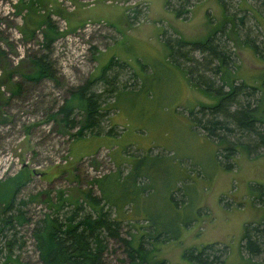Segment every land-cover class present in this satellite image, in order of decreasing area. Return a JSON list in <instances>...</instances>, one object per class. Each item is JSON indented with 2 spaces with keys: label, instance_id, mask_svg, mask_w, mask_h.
Instances as JSON below:
<instances>
[{
  "label": "rangeland",
  "instance_id": "374dc122",
  "mask_svg": "<svg viewBox=\"0 0 264 264\" xmlns=\"http://www.w3.org/2000/svg\"><path fill=\"white\" fill-rule=\"evenodd\" d=\"M184 1L35 0L27 9L19 0H0V49L5 52L0 59V181L6 183L22 170L16 201L41 193L21 207L27 219L23 224L14 220L4 226L0 220V264L8 252L18 262L6 264H42L32 232L50 212L43 200L49 195L55 201L59 191L75 199L90 190L100 198L94 183L100 179L101 192L110 203L127 205L117 213L124 217L117 215L123 220L122 237L134 246L141 242L149 252L148 261L201 264L191 262L188 255L209 246L206 259L217 257L213 264H264V242L261 255L254 258L240 250L244 226L255 227L264 219V149L258 146L249 155L240 148L233 160L222 157L225 144L208 138L190 117L193 109L219 100L201 89L210 94L228 89L215 69L220 61L192 51L193 62L176 63L160 41H206L212 35L229 58L226 65L235 72V84L264 88V54L258 57L247 44L264 47V2L189 0V13L178 19L169 7L186 6ZM45 15L61 33L49 53L42 42L45 26L40 24ZM152 29L164 33L162 38L154 36V52L142 41ZM42 54L49 55L58 84L46 78L38 83L23 79L30 57ZM116 55L120 63L106 72L108 78L116 77L114 93H108L111 87L99 79L93 85L94 91L103 93L101 107L111 109L102 126L105 131L112 127L115 135L79 139L62 135L48 114L70 90L99 78ZM190 68L197 70L193 75L197 86L186 72ZM15 82L21 83L19 96L8 89ZM212 82L214 87H207ZM246 94L239 97L240 106L247 103L251 108L264 95L249 90ZM233 108L230 105L229 110ZM75 117L79 120L80 113ZM223 121L234 131L221 133L227 140L254 146L253 137L237 131L229 119ZM79 201L83 208L79 215L91 213L86 202ZM71 212L72 206L65 205L53 216L62 220V214ZM16 213L14 209L0 218ZM150 224L158 225L152 236ZM260 239L264 241V235ZM103 262L148 264L131 262L124 244L114 239L107 240Z\"/></svg>",
  "mask_w": 264,
  "mask_h": 264
},
{
  "label": "trees",
  "instance_id": "16d2710c",
  "mask_svg": "<svg viewBox=\"0 0 264 264\" xmlns=\"http://www.w3.org/2000/svg\"><path fill=\"white\" fill-rule=\"evenodd\" d=\"M21 4L27 9L31 8L35 0H19ZM178 1V0H177ZM189 0H185L186 6H171L178 19H183L189 13ZM264 2V0H262ZM171 2H167V7L170 6ZM191 6V5H190ZM41 25L45 28L42 31L43 47L49 53L52 50V44L61 34L58 29L52 24L49 15L43 16ZM215 33V32H214ZM164 34V33H163ZM166 47L169 50V57L174 62L179 63V59H184L185 61H194L195 59L191 57L192 51H199L201 53H209L214 59L220 61L219 66H216V71L221 73L220 80L223 86L228 89L224 92L220 89H215L214 94L207 90V88L201 89L202 92L211 97H218L217 103L211 106L201 105L196 111L190 113L193 122L196 126H199L205 135L211 140L218 141L219 145L225 144L222 148V157L225 160H233L235 152L243 148L250 155L256 151L258 146L264 149V95L258 98L256 107L251 108L245 103L244 106H240L241 102L239 97L245 96L247 90L249 93L252 91H257L262 95L264 94V88L254 85H247L242 82L241 84H235V72L229 69V65H226L228 61V56L219 49V46L214 42V36L208 37L206 41H186L181 40V38L176 39L171 42L168 39H163ZM252 48L254 54L258 57H262L264 54V47L260 48L254 42L247 43ZM246 44V45H247ZM5 52L0 49V59L4 57ZM30 69L22 74L24 80L29 82L38 83L42 79L46 78L54 81L58 84L56 78L55 69L52 66L51 59L48 54H42L40 56H32L29 59ZM120 63L117 59H113L109 64L102 68V75L96 79H87L80 86L70 90L67 98L63 100L61 105L58 106L57 110L48 114V118L54 120L56 124L60 127V133L67 134L73 139L84 138L86 136H101V135H115L113 128H109L107 131L104 130L102 126V120L107 116L110 108L105 110L101 107V102L103 101V93L93 90V85L96 83L97 79L101 80L105 85L110 86L109 92L115 90V80L116 77L108 78L106 72L111 70ZM124 64V63H122ZM120 68H125V65H120ZM188 77L190 78L191 84L197 86L193 79L195 76L194 68L186 70ZM198 75V74H197ZM12 78L9 77V81ZM264 81V78H263ZM208 84L207 82H205ZM14 87H9V91L12 95L19 96L21 90V83H13ZM213 82L207 87L213 88ZM264 87V82H263ZM246 92H244L246 89ZM247 95V94H246ZM241 102V103H240ZM230 105H234L235 108L229 110ZM239 106V107H238ZM109 107V106H108ZM75 112L80 113L81 118L76 120ZM196 113H201L202 117L198 118ZM210 115L211 118H205ZM219 116L222 117L219 118ZM223 118L229 119L231 124L235 127L237 131L245 132L249 134L250 137L254 138L255 142L252 148L249 145L237 144L227 140L225 136L221 133H234L233 128L228 125L227 122L223 121ZM256 123L263 127V131L257 129ZM76 129L73 133L71 131ZM22 171V170H21ZM21 171L15 178L10 179L6 183L0 181V214L12 211L16 209L17 213L15 215L7 216L5 218H0L4 226H10L15 220L19 225L27 221L24 217V212L21 210L23 206L37 200L41 193L35 195H30L27 200L16 201V193L19 191L23 175ZM101 180V179H100ZM100 180H95L98 189L100 191L101 197L98 198L94 196L91 191H82L81 198L76 197L72 199L69 196H64V192L59 191L55 201H52L48 195L46 200L49 213H45L43 218L39 221L38 226H36L32 232L33 239L35 241V247L38 252L39 259L42 264H105L103 262L104 252L107 250V240L114 239L119 240L124 244L125 250L134 262L137 259L138 263H148V264H165V261L158 260L154 262L148 261V251L143 248L142 243L138 242L136 246L132 244V240H127L122 237V227L121 224L123 220L117 218V215L123 217L122 212L119 209L124 210L126 204L117 202L110 203L108 197L103 195L100 189ZM47 193V192H46ZM48 194V193H47ZM264 195V191H262ZM114 196V195H113ZM106 197V198H105ZM79 199L86 202L87 206L90 208L91 213H84L79 215L83 208ZM260 199V197H259ZM115 201V200H114ZM102 202V204H101ZM18 207L15 208V205ZM67 206H72V212L70 214H62V220L53 215H59L62 208ZM104 205L108 208L105 209ZM114 213V217H110V213ZM124 218V217H123ZM151 233L149 236L156 234L158 225L150 224ZM149 226V227H150ZM264 235V219H262L259 224L255 227L252 225H245L244 232L241 236L242 244L240 245V250L248 254V258L256 257L261 255L262 249L261 244L264 242L260 239V236ZM206 249H211L209 246L203 247V252H198L188 255L191 262L198 261L201 264H213L217 257H214V261H208ZM152 258V257H151ZM7 262L17 263L18 260L12 257V254L8 252L5 257V261L1 264H6ZM24 264V263H20Z\"/></svg>",
  "mask_w": 264,
  "mask_h": 264
},
{
  "label": "crops",
  "instance_id": "0c3cea01",
  "mask_svg": "<svg viewBox=\"0 0 264 264\" xmlns=\"http://www.w3.org/2000/svg\"><path fill=\"white\" fill-rule=\"evenodd\" d=\"M163 34V32L161 33V32H159V31H157L156 30V33H155V30H150V33H148V34H146L145 36H144V38H143V43H145L146 44V46L150 49V50H152L153 52H154V49H156V47H155V39H154V36H158V38L160 37V38H162V35ZM160 41H162L163 42V44H165L164 43V41L163 40H160ZM151 42H153V44L151 45L150 43ZM165 47H166V45H165ZM154 48V49H153ZM167 56H168V54H167ZM119 56L118 55H116L115 56V58L114 59H117ZM120 58V57H119ZM170 58V57H169ZM171 59V58H170ZM118 60V59H117ZM119 61V60H118ZM128 69H130L131 71H132V74H133V69L132 68H128ZM111 110V109H110ZM197 109H193V111H196ZM113 121H118V122H121V119L120 120H117V119H113L112 120V122ZM116 146H113L112 147V149H115L116 150Z\"/></svg>",
  "mask_w": 264,
  "mask_h": 264
}]
</instances>
